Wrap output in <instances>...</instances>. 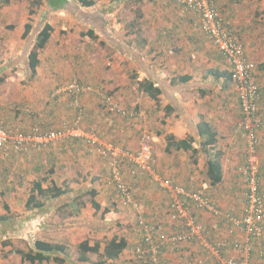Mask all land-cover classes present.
<instances>
[{
  "label": "crops",
  "instance_id": "1",
  "mask_svg": "<svg viewBox=\"0 0 264 264\" xmlns=\"http://www.w3.org/2000/svg\"><path fill=\"white\" fill-rule=\"evenodd\" d=\"M52 1L42 0L37 14L33 16L32 30L26 38H23V34L26 24L31 21V2L12 1V4L0 5V63L7 62L0 68V94L3 97L0 99V122L9 129L22 132H30L34 127L43 131L62 130L66 126H74L79 115L78 101L84 113L81 129L85 133L95 134L104 144H114L136 152L141 138L149 133L153 138L155 169L143 172L132 162L123 161L125 182L141 207L136 211L120 199L112 176L107 183V175L111 174L108 161L90 149L82 137L59 140L29 155L14 152L0 154L1 172L13 174V167L19 171L17 173L26 171L27 174H33L29 185L44 180V188L55 182L58 186L65 184L71 190L58 199H45V206L41 209L28 210L26 204L31 185L26 195L25 214L0 223V236L21 233L22 219L25 218L26 227L31 229L29 233L40 231L50 235L42 241L50 242L48 240L57 236V243L65 245L75 242V245H79L90 232L100 235L120 224V232L113 234L110 240L114 236L125 238L128 246L118 259L109 262L134 264L137 258L135 250L142 245V236L136 225L139 216L151 223L161 221L167 235L175 232V229H182L168 217L173 192L162 188L159 180H168L188 191L205 187L211 200L223 213L242 217L245 199V190L242 188L245 185L240 169L250 152L241 127L245 117L234 82L226 76H215L218 73H230V65L201 30L200 15L185 11L176 2L163 0H94L96 3L92 7H83L76 0H65L58 10L53 9ZM255 1L214 0L226 27L248 33L255 39L253 50H250V40L242 33L246 56L253 62L257 61L258 56L264 55H261L264 45L260 39L256 41L252 32L249 34L248 27L253 28L251 23L240 25L234 16L241 14L245 3ZM257 1H261L264 7V0ZM10 6L13 7L12 14L7 17L6 11L11 9L8 8ZM252 15L253 12L249 18ZM45 24L53 29L49 41L39 51L40 63L37 73L32 76L28 56ZM89 30L98 36L97 41L81 35ZM103 42L109 47L108 51H102ZM19 70H24L25 75H20ZM9 74L10 79L4 76ZM146 81L161 89L159 102L143 91L142 83ZM69 83L90 85L94 91L82 96L56 93L60 86ZM23 87H27V91L24 92ZM261 91L259 108L264 118L263 88ZM101 93L110 95L123 109L138 112L139 115L130 118L112 112L103 103ZM11 94L19 101L23 99L30 103L35 98L36 108L44 96L48 105L38 106L36 114L33 111L31 114L13 113L8 108L2 110L1 106L10 100L8 96ZM167 106L173 109L170 114L166 113ZM201 120L208 121L216 130V147L223 153V181L214 187L209 184L205 186L208 183L206 164L210 157L201 150L199 143L194 145L199 149L197 155H193L192 151L173 148L167 151L168 136L180 141L189 134L197 135V125ZM256 148L261 161V192L264 196L262 132H259ZM32 154L34 157L31 161L25 157ZM14 155L15 159L26 158L27 162L14 163ZM45 169L50 173L43 174ZM82 174L92 181L87 188L96 191L94 199L112 211L116 210V215H106L105 222L95 220L97 212L93 208L92 197L88 193L90 198L86 200L84 193L88 190L85 189V182L79 183L77 180ZM94 178L100 179L95 181ZM0 184L1 191H7L4 196H9V200L15 201L16 197L17 200L21 199L18 195L22 183L18 176L1 177ZM78 201L83 205L80 206ZM187 206L206 230L200 238L181 245L178 251L165 248L162 264H184L195 260H202L204 264H222L229 258H243V252L232 248V242L244 240L242 228L234 227L223 216L217 217L207 210L196 209L191 202H187ZM61 211H65L67 216L61 217ZM24 231L22 233H26ZM218 239L224 240L227 246L215 253L211 247ZM104 247L101 245V249ZM262 250L264 236L253 241L248 260L251 263L259 261ZM210 251L214 258L210 256ZM193 254L197 255L193 257ZM78 256L70 261L67 246L66 264H76ZM23 262L20 256V263L27 264ZM43 264L57 263L50 261Z\"/></svg>",
  "mask_w": 264,
  "mask_h": 264
},
{
  "label": "built area",
  "instance_id": "2",
  "mask_svg": "<svg viewBox=\"0 0 264 264\" xmlns=\"http://www.w3.org/2000/svg\"><path fill=\"white\" fill-rule=\"evenodd\" d=\"M163 1L176 2L185 11L199 14L201 30L210 38L230 65V72L239 92L241 110L245 117L241 127L250 150L245 165L240 172L246 188L245 205L242 217L225 214L204 190L188 191L168 180H159L158 182L162 188L173 192L168 217L173 224L181 226L182 229H175V232L167 235L164 233L161 221L151 223L144 217L139 216L136 225L142 236V245H139L135 250L137 258L134 264H162L165 248L178 251L181 245L202 236L205 228L196 221L187 206V202L193 203L198 210H207L217 217L223 216L234 227L242 228L244 231V240L232 242L233 250L243 252V258H229L224 260L222 264H264V250L261 251L262 258L259 261L251 263L248 260L253 250V241L264 236V196L261 192L260 167L254 155V150L259 144V132L264 133V118L259 112L261 93L254 78L256 63L247 58L245 47L235 31L224 25L222 15L214 0ZM93 91L94 88L90 85L69 83L60 86L56 93L82 96ZM101 95L103 103L112 112L130 118L139 115L138 112H130L120 107L110 95L106 93H101ZM76 104L78 105L79 115L74 121V126H66L58 131H43L39 127H34L30 132H22L9 129L3 122H0V154L6 155L9 152H14L29 155L33 151L38 152L46 149L59 140L82 137L90 149L108 161L112 182L121 200L138 211L140 204L134 200L132 191L125 182L123 161L126 159L132 162L143 172H152L155 162L152 136L149 133L144 134L140 141L139 150L136 152H130L114 144H104L95 134L85 133L81 129L80 123L84 113H82L78 101H76ZM226 246L227 243L224 240L218 239L212 249L215 250V253H219ZM189 264H204V262L195 260Z\"/></svg>",
  "mask_w": 264,
  "mask_h": 264
},
{
  "label": "trees",
  "instance_id": "3",
  "mask_svg": "<svg viewBox=\"0 0 264 264\" xmlns=\"http://www.w3.org/2000/svg\"><path fill=\"white\" fill-rule=\"evenodd\" d=\"M12 1H24V0H1V4H9ZM31 2V8L29 14L31 16V21L26 24L25 31L23 34V38H26L32 30V21L33 16L37 14L38 8L42 4V0H28ZM83 7H92L95 5L94 0H76ZM65 0H53L51 6H53L54 10H58L62 7ZM52 26L49 24H45L43 29L39 32L36 37V42L33 49L30 51L28 56V64L30 73L34 76L37 73V67L40 63L39 60V51L45 47L47 42L51 37ZM236 32V31H235ZM83 37H89L95 39L97 41L98 36L95 35L93 30H89L86 33L81 34ZM105 43L103 42L102 45ZM257 70V69H256ZM254 72V78L258 85L260 93L261 87L257 82V71ZM20 75L24 76L25 71L19 70ZM215 76H226L227 79L233 81L232 73H218ZM175 82V80H173ZM234 82V81H233ZM142 89L145 93H147L152 99L159 102V96L162 91L160 88L155 87L152 82H144L142 83ZM261 100V99H260ZM260 103V101H259ZM241 106V104H240ZM166 113L170 114L173 109L170 106H167ZM260 112V108H259ZM243 113V112H242ZM198 136V138H196ZM217 132L213 128V126L206 120H201L197 125V135H188L185 139L176 141L173 136H168L167 143V151H170L172 148L176 150H186L192 151L193 155H197L199 149L194 146L196 143L200 144L201 150L206 153L210 159L206 164V175L208 178V184L211 186H216L223 181V168L221 163L222 152L220 149L216 147L217 143ZM195 161V160H194ZM44 180H38L33 183V186L30 191V196L28 198L26 207L28 210L33 209H41L45 206V199H58L63 195L70 193L71 190L64 184L63 186H58L55 182H52V185L48 188L43 187ZM92 197V205L93 208L97 212V216H99L98 221H103L105 216L108 214H113L114 211L111 209L101 205L98 203L94 197L96 196V191L91 190L88 192ZM118 194V193H117ZM80 206L83 205L82 202H79ZM8 218L6 216L0 217V223H4ZM128 242L125 238H120L114 236L111 240H109L103 251L101 249V244L99 242H95L94 245H91L88 240L81 242L78 245L79 256L77 258L76 264H111L109 261L118 259L123 251L127 248ZM12 253L21 256L24 262L29 264H43L53 261L57 264H66L67 259V246L61 243H50L42 240H37L34 243V249L29 250L27 252L16 249L13 250ZM89 254H98L100 256V260L96 263H91L89 259Z\"/></svg>",
  "mask_w": 264,
  "mask_h": 264
},
{
  "label": "rangeland",
  "instance_id": "4",
  "mask_svg": "<svg viewBox=\"0 0 264 264\" xmlns=\"http://www.w3.org/2000/svg\"><path fill=\"white\" fill-rule=\"evenodd\" d=\"M14 3L16 4V2H14ZM19 3L21 4L22 2H19ZM245 5L246 6L243 7L244 9L241 10V12H240L241 14H238V17L234 16V18H236V20L238 21V23L240 25L243 24V26L246 25V24L248 25V24L251 23L253 28L248 27L249 34L252 32V34L254 35V38H257L256 41L259 42V39H260L262 44L264 45V7L261 6V1H257V0L255 2H253V3H248L247 2V3H245ZM253 5L255 7H253ZM8 8H11V9L6 11V12H8V14L5 15L7 17H9V15L12 14V10H13L12 6H10ZM251 12H253V15H252V18H249V15H250ZM245 14H246V16H245ZM19 27L21 28L22 26H19ZM238 27H240V26H238ZM235 31H236L235 32L236 35L240 38V40L242 41V43L244 45L245 43L242 40V33H245V32L239 31V30H235ZM245 34L248 36V39L251 41V42L249 41V43H250L249 45L251 47L250 50H253V44L255 42V39H253L251 37V35H248V33H245ZM244 47L246 48V45H244ZM102 49H103L102 51H108L109 47L105 43L104 45H102ZM263 54H264V46H263V51H262L261 55H263ZM4 62L5 61H3V63H0V68H2V66H4L3 64L7 63V62H5V63ZM255 62H256V66H257L256 67V69H257L256 70L257 71V82H258L260 87L263 86L262 88L264 90V85H262V84H264V55L262 57L258 56L257 61H255ZM4 76L6 78H8V79L11 78V74L4 75ZM259 78L261 79L262 83L259 81ZM8 79H7V81H8ZM6 86H8V85H6ZM22 90L24 92L27 91V87H23ZM2 98L3 97L0 94V99H2ZM8 99H10V100L5 102V105L1 106V107H3L2 110H5V108H8V110H10L13 113L18 111V112L25 113V114H31V112L33 111V114H36V110H38V106L41 107V106H44V105H46V106L48 105V103L44 99V96L39 101L41 103L37 105V108L34 105V102L36 100L35 98L33 100H31V103H30V101H26V100L24 101L23 99L21 101H19V100H17L16 97H13V95L11 94L10 96H8ZM7 113H9V111H7ZM254 151H255L254 155L256 157V161H258V163L261 166V161H260V158H259L258 153H257V148ZM34 154H32L30 157L29 156H25V157L28 158V160H30L31 158L34 157ZM21 156H23V155H21ZM26 158H23V159L16 158L15 159V155H14L13 160H14V163H16V162L24 163V162H27ZM154 159L156 160L155 157H154ZM155 164H156V162H154V165L152 167L153 169H155ZM243 166H244V164H243ZM243 166H242V168H243ZM11 168H12V171L14 172L13 174L9 175L8 171H3V172L0 171V178L1 177L5 178V177L18 176L21 179V183L22 184L20 185L21 186V189H20L21 193L18 195V197H20L21 199L17 200V197H16L15 201L14 200H9V196H4L5 192H7V191L4 192V190L1 191V189H0V216H6L8 219L9 218L10 219L11 218L12 219L13 218H18L23 213L25 214V212H26V210H25V203H26L25 200L27 198L26 195L29 194L30 186L33 185V184L29 185L31 183V180L33 179V176H32L33 174H27L26 171H21V173H17V172H19L18 170H15L13 167H11ZM241 169H240V172H241ZM48 173H50V171L48 169L47 170L46 169L43 170V174L47 175ZM56 176H59V174L56 173ZM107 176H108L107 177V183H109L110 182V178H111V174L107 175ZM99 179L100 178H94L95 181H98ZM77 180L79 181V183L85 182L84 183L85 186H86L85 189L88 190V192L90 191L89 188H87V186L90 187L91 186L90 183H92V181L90 180L89 177H87V176L82 174L81 176H79V178H77ZM205 186H208V183ZM0 188H2L1 184H0ZM202 190H204V192L207 194V192L205 190V187H203ZM242 190L246 191V188H244V189L242 188ZM88 192L85 191V193H84V197H86V200L90 198V195L88 194ZM207 195L209 196V194H207ZM244 198H245V193H244ZM120 199H121V197H120ZM80 201H78L77 203L79 204ZM15 202H16V208L13 209V206H14ZM244 205H245V200H244ZM7 211H9V212H7ZM59 215L61 217H63V218L67 216L65 211H61ZM114 215H116V210L114 211L113 214H108L107 216L108 217L109 216L113 217ZM107 216H105V218ZM22 220L24 221L25 218H23ZM95 220L96 221L99 220V216H96ZM23 221H22L21 225L23 227L22 229L23 230L25 229L24 232H26V233H22L23 232V230H22L21 231L22 234L21 233H16V234L10 233V234L6 235L5 237H3V235L0 236V264H21L20 263V256L12 254L13 250L20 249V250H23V251L27 252L29 250H32L36 240H45V239H48V236H50L48 233L44 234L43 232H40V231H35L34 233L33 232L29 233L31 231V229L27 228L26 227V221H24V222ZM99 222H105V219L103 221H99ZM119 225L120 224L114 225L113 229L110 228L108 231H106V233H101L100 235H97V233L92 234V232H90L89 235H87V239H85V240L90 241V243H92V244L94 242H99L102 245V247H104V245L110 240V238H111V236L113 234H115L117 232H120L121 228H120ZM26 235H27V238H25ZM57 240H58V238H57V236H55V237L51 238V240H48V241H50L52 243H57V242H55ZM65 245H67L68 249H69V255H70L69 260L70 261L75 260L76 257L79 254L78 249H77V245L78 244L75 245V242H73V243L70 242V244H69L67 242V243H65ZM205 248H207V247H205ZM102 251H103V249H102ZM193 255L192 256L195 257V255H197V254H193ZM213 255H212V252L210 251V256H212L214 258L215 256H213ZM201 258L204 260L203 257H201ZM89 259H90L91 263H96L101 258H100V256L98 254H90L89 255ZM188 261H190V260H188ZM71 263H69V264H71ZM186 263L187 262H185L184 264H186ZM216 263L220 264V262H216ZM187 264H189V263H187Z\"/></svg>",
  "mask_w": 264,
  "mask_h": 264
}]
</instances>
